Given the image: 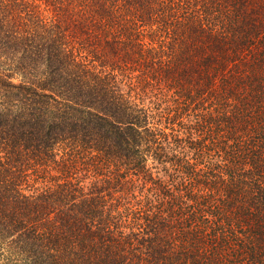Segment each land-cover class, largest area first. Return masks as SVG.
I'll return each instance as SVG.
<instances>
[{
	"label": "trees",
	"instance_id": "16d2710c",
	"mask_svg": "<svg viewBox=\"0 0 264 264\" xmlns=\"http://www.w3.org/2000/svg\"><path fill=\"white\" fill-rule=\"evenodd\" d=\"M0 264H264V0H0Z\"/></svg>",
	"mask_w": 264,
	"mask_h": 264
}]
</instances>
